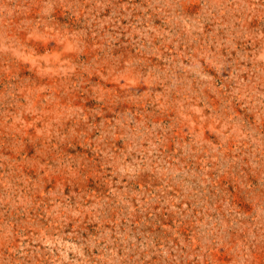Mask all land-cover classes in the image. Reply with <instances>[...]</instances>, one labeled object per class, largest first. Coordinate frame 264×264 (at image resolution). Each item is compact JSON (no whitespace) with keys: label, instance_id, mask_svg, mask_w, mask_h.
Returning <instances> with one entry per match:
<instances>
[{"label":"rangeland","instance_id":"1","mask_svg":"<svg viewBox=\"0 0 264 264\" xmlns=\"http://www.w3.org/2000/svg\"><path fill=\"white\" fill-rule=\"evenodd\" d=\"M0 264H264V0H0Z\"/></svg>","mask_w":264,"mask_h":264}]
</instances>
